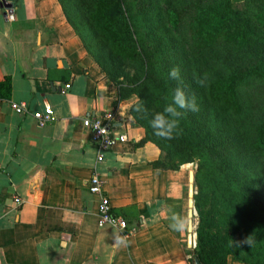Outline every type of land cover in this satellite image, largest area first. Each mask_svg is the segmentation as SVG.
I'll return each instance as SVG.
<instances>
[{
  "label": "crops",
  "instance_id": "1",
  "mask_svg": "<svg viewBox=\"0 0 264 264\" xmlns=\"http://www.w3.org/2000/svg\"><path fill=\"white\" fill-rule=\"evenodd\" d=\"M10 1L14 19L0 0V81L12 78V95L0 99V264H187V164L156 167L160 148L136 144L143 134L130 113L136 95L116 98L59 0ZM47 104L54 118L41 124L34 112ZM86 117L109 120L128 141L99 161ZM94 173L126 229L99 224ZM228 264L246 263L230 256Z\"/></svg>",
  "mask_w": 264,
  "mask_h": 264
},
{
  "label": "trees",
  "instance_id": "2",
  "mask_svg": "<svg viewBox=\"0 0 264 264\" xmlns=\"http://www.w3.org/2000/svg\"><path fill=\"white\" fill-rule=\"evenodd\" d=\"M68 22L116 98H140L131 115L155 143L156 167L197 162V245L187 264H264V0H59ZM179 68L181 81L169 77ZM207 73V87L194 77ZM182 87L199 111L180 120L172 140L149 121ZM12 78L0 81V99ZM247 241L250 242L247 243Z\"/></svg>",
  "mask_w": 264,
  "mask_h": 264
},
{
  "label": "built area",
  "instance_id": "3",
  "mask_svg": "<svg viewBox=\"0 0 264 264\" xmlns=\"http://www.w3.org/2000/svg\"><path fill=\"white\" fill-rule=\"evenodd\" d=\"M10 0H2V5L6 10V15L9 19H14V7H9ZM67 87H70L67 84ZM16 111L22 112L26 108V103L15 104ZM34 116L41 124L52 121L54 118V111L51 105H46L44 111L34 112ZM106 118L111 120L112 115H106ZM108 121H105L102 118L86 117L83 120L84 126L89 130V137L92 143L97 146L98 151V160L102 161L105 158V154L108 150H111L118 143H126L128 141V136L125 133H116L111 130V125ZM89 189L92 193L98 194L100 196L99 201V224L104 225L106 223H112L123 229L128 227L127 221L112 213V204L111 199L105 192V181L98 174L94 173L90 178ZM15 200L18 203H22V200L19 197H16Z\"/></svg>",
  "mask_w": 264,
  "mask_h": 264
},
{
  "label": "clouds",
  "instance_id": "4",
  "mask_svg": "<svg viewBox=\"0 0 264 264\" xmlns=\"http://www.w3.org/2000/svg\"><path fill=\"white\" fill-rule=\"evenodd\" d=\"M169 77L173 80L181 81L179 68H172L169 72ZM195 83L199 87H207L209 82L208 74L194 77ZM130 105L134 106L137 113H146L147 109L143 106L140 98L132 97ZM199 111L195 97L186 95L182 87L178 86L172 95L171 102L167 103L161 112H157L149 121L150 127L153 129L154 135L159 138L172 140L181 134L180 120L187 112ZM247 243L250 244L249 241Z\"/></svg>",
  "mask_w": 264,
  "mask_h": 264
},
{
  "label": "water",
  "instance_id": "5",
  "mask_svg": "<svg viewBox=\"0 0 264 264\" xmlns=\"http://www.w3.org/2000/svg\"><path fill=\"white\" fill-rule=\"evenodd\" d=\"M9 7H14V4L9 3ZM195 173L194 169L190 170L189 175V210H188V245L189 247H195L197 243V232L194 224V218L198 215L196 205H195V194L197 193L196 184H195ZM195 264H202L198 257L195 258Z\"/></svg>",
  "mask_w": 264,
  "mask_h": 264
},
{
  "label": "rangeland",
  "instance_id": "6",
  "mask_svg": "<svg viewBox=\"0 0 264 264\" xmlns=\"http://www.w3.org/2000/svg\"><path fill=\"white\" fill-rule=\"evenodd\" d=\"M191 169H194L196 171V169H197V162L187 164V170H191ZM196 190H197V187H196ZM187 210H188V194H187V197H186V211ZM188 219H189V217L187 216V221H188ZM198 222H199V217H198V215H196L195 218H194V224H195V226H198ZM187 236H188V231H186V236H185L186 241H187ZM196 245H197V243H196ZM190 249H193V248L190 247Z\"/></svg>",
  "mask_w": 264,
  "mask_h": 264
}]
</instances>
